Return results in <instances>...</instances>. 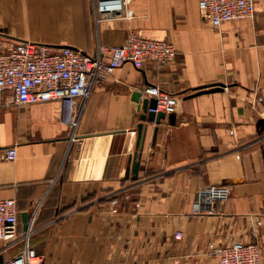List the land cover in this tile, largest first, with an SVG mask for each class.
<instances>
[{
  "label": "crops",
  "instance_id": "obj_1",
  "mask_svg": "<svg viewBox=\"0 0 264 264\" xmlns=\"http://www.w3.org/2000/svg\"><path fill=\"white\" fill-rule=\"evenodd\" d=\"M99 1L0 0L1 41L95 55L135 32L175 49L165 65L125 63L95 84L78 101L75 128L59 101L18 106L3 94L0 198L15 199L19 236L26 212L27 244L42 264H200L210 245L236 240L257 243L264 263V2L215 30L197 0H131L129 18L109 19ZM216 83L225 86L196 94ZM147 84L178 98L174 122L165 114L155 138L156 124L140 120L132 99ZM219 184L230 185L229 199L212 214H192L196 193Z\"/></svg>",
  "mask_w": 264,
  "mask_h": 264
},
{
  "label": "built area",
  "instance_id": "obj_2",
  "mask_svg": "<svg viewBox=\"0 0 264 264\" xmlns=\"http://www.w3.org/2000/svg\"><path fill=\"white\" fill-rule=\"evenodd\" d=\"M130 1L101 0L97 10L106 19L114 16L129 18L131 12L127 6ZM197 1L201 17L215 30L226 22L252 17L258 2H264ZM174 56L175 49L168 40L147 38L135 32H130L120 45L99 48L95 55L69 46L54 47L30 40H0V104L5 92L11 93L12 102L18 106L59 101L67 113L66 123L75 128L80 112L78 101L87 98L93 86L105 81L117 68L130 63L140 69L150 61L165 65ZM141 94L144 98L156 99L155 108H148L149 111L165 114L176 111L177 96L163 91L156 84L143 85ZM15 158V147L7 148L4 159L13 161ZM230 194L228 184L211 185L199 190L192 204V214H212L215 204L226 202ZM111 211L115 212V209ZM18 214L14 198H0L1 264H42L43 256L27 244L29 231L19 237ZM174 238L180 239L181 232L177 231ZM19 241L23 243L21 249L14 256L5 257V253ZM208 254L216 258V264H264L260 247L255 242L236 240L229 244H212L206 252Z\"/></svg>",
  "mask_w": 264,
  "mask_h": 264
},
{
  "label": "water",
  "instance_id": "obj_3",
  "mask_svg": "<svg viewBox=\"0 0 264 264\" xmlns=\"http://www.w3.org/2000/svg\"><path fill=\"white\" fill-rule=\"evenodd\" d=\"M224 86L225 85L223 83H216V84L212 85L211 88L198 90L196 92V94L220 91L224 88ZM196 94H194V95H196ZM132 99L139 104V109L142 110V113L139 116L140 120H142V121L147 120L150 122H154L156 124V126L154 127V138H155L156 131L158 128L157 125L160 123V120L165 117V113L162 111L153 112V111L148 110V108H155V106H156V99L155 98H142L140 92H135L132 96ZM168 119H169L170 123H173L174 122V115L168 114ZM258 125H260V126H262V128H264V120H259ZM144 132H145L144 126H143L142 122H139L137 124V142H136L137 148H139V149L142 146V142H143V138H144ZM138 166H139V154L136 151L134 153V160L132 162V168H131L132 178L136 177L137 172H138ZM20 217H21L22 228L24 231H27L28 227H29L28 214L26 212H21ZM2 261H3V254L0 253V264L2 263Z\"/></svg>",
  "mask_w": 264,
  "mask_h": 264
},
{
  "label": "rangeland",
  "instance_id": "obj_4",
  "mask_svg": "<svg viewBox=\"0 0 264 264\" xmlns=\"http://www.w3.org/2000/svg\"><path fill=\"white\" fill-rule=\"evenodd\" d=\"M263 9H264V6H263ZM22 236V235H21ZM20 237V236H19ZM21 238V237H20ZM19 238V239H20ZM22 247V241H19L16 246L11 249L8 253H17ZM204 258L202 260V262L200 264H216V258L214 256H211V255H206V253L204 254ZM170 262L171 264H179V260L177 259H173V260H167V262Z\"/></svg>",
  "mask_w": 264,
  "mask_h": 264
}]
</instances>
